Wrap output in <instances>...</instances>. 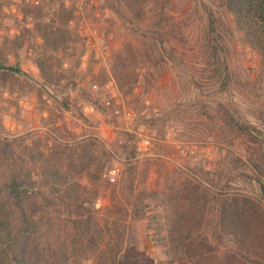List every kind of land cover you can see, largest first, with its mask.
I'll use <instances>...</instances> for the list:
<instances>
[{
  "label": "rangeland",
  "instance_id": "374dc122",
  "mask_svg": "<svg viewBox=\"0 0 264 264\" xmlns=\"http://www.w3.org/2000/svg\"><path fill=\"white\" fill-rule=\"evenodd\" d=\"M155 1L141 11L125 0H0V137L90 159L94 179L77 181L100 253L218 264L236 248L219 221L221 197L264 204L253 180L264 176V52L244 41L225 0ZM205 6L227 28L226 88L205 54ZM231 115L248 132L229 127ZM191 196L202 204L195 244L174 250L171 221ZM96 257L81 264H106Z\"/></svg>",
  "mask_w": 264,
  "mask_h": 264
},
{
  "label": "trees",
  "instance_id": "16d2710c",
  "mask_svg": "<svg viewBox=\"0 0 264 264\" xmlns=\"http://www.w3.org/2000/svg\"><path fill=\"white\" fill-rule=\"evenodd\" d=\"M147 1L125 0V4H136L143 11ZM224 7L244 41L252 49L264 52V0H225ZM205 11V54L213 78L226 88L231 84L224 58L227 28L206 6ZM3 69L0 65V71ZM228 126L239 134L248 132L234 115ZM90 169L87 156L68 155L64 150L47 153L37 145L26 146L23 140L0 137V264H81L90 261L89 255L100 256L106 264H130L127 260L122 262L119 247L100 253V246L94 245L102 236L93 227L91 204L85 199L87 189L77 181L82 176L94 179ZM263 178L253 180L264 197ZM229 188L226 184L218 194L223 195ZM212 194L205 192L202 200L207 202ZM200 203L199 198L191 196V208L171 221L170 244L174 250L195 244L196 238L191 237L192 212L202 206ZM219 205L222 231L232 237L236 248L218 264H264L262 200L235 193L222 196ZM133 208V216L138 217V207ZM63 213L68 214L67 219L62 218ZM54 215L55 221L51 218ZM206 248L211 255L210 245ZM81 249L87 254L83 262L77 258Z\"/></svg>",
  "mask_w": 264,
  "mask_h": 264
}]
</instances>
